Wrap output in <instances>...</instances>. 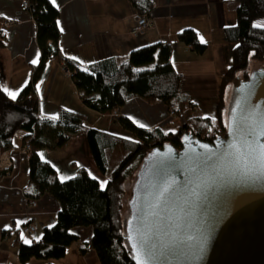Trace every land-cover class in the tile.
I'll return each mask as SVG.
<instances>
[{"label":"crops","instance_id":"obj_1","mask_svg":"<svg viewBox=\"0 0 264 264\" xmlns=\"http://www.w3.org/2000/svg\"><path fill=\"white\" fill-rule=\"evenodd\" d=\"M49 1L58 13L56 25L61 55L80 65L112 56L124 57L131 50L152 42H169L172 67L180 74L179 91L189 98L190 104L169 115L162 101L148 102L132 97L115 114L98 113L84 106L70 76L62 69V61L52 57L45 61L34 84L40 116L54 117L60 107L77 110L91 127L131 138L130 131L118 122L119 116L127 117L138 127H158L167 132L177 129L191 116H210L205 113L209 110L214 115L218 85L230 64L232 47L225 39L224 28L235 23L237 0H150L151 24L136 33L131 29L138 14L130 0ZM187 27L194 29L199 40L206 43L204 52L195 53L176 39V33ZM35 31L34 20L21 0H0V87L11 98L29 80L31 65L38 60ZM188 79L193 80V87L185 83ZM231 87L233 83L227 84L223 92L225 121L230 108L225 92ZM18 132L13 145L0 150V155H4V164L0 167L4 171L0 175V264H45V260L29 257V253L36 241L49 242L56 236L51 228L59 204L45 193L38 197L27 195L29 153L23 147V132ZM220 133L216 129L215 135ZM114 147L104 149L108 163ZM37 153L55 168L60 179L69 178L78 167H84L101 187L105 185L106 177L96 168L82 133L74 134L61 148H40ZM27 223H32L35 230L21 233L19 228ZM69 233L76 239H67L64 256L49 262L100 264L90 246L91 227L75 226ZM80 248H84L83 252Z\"/></svg>","mask_w":264,"mask_h":264},{"label":"trees","instance_id":"obj_2","mask_svg":"<svg viewBox=\"0 0 264 264\" xmlns=\"http://www.w3.org/2000/svg\"><path fill=\"white\" fill-rule=\"evenodd\" d=\"M135 12L148 16L150 0H130ZM33 7L35 37L39 57L31 65L29 80L15 98L0 87V150L13 145L17 131L23 132L22 141L29 144L27 157V195L38 197L48 194L57 200L59 209L52 230L56 236L48 242H37L29 257L45 260L64 256L67 239H76L69 233L75 226H89L90 246L100 264H134L124 232L127 214H122L126 184L132 187L142 158L155 145H180L183 131L204 140L215 136L216 129L225 132L223 92L227 84L245 80L264 64V27L253 20L264 16V0H237L235 23L224 28L226 41L232 44L230 64L221 76L214 115L191 116L174 131L163 132L158 127L145 129L136 126L127 117L119 116L120 125L132 137H123L101 131L86 124L83 113L60 107L54 117L40 116L34 84L49 58L62 61L72 71L69 75L84 106L98 113H112L129 98L140 97L148 102L162 101L173 105L174 113L189 103L179 91L180 74L170 61L171 44L152 42L131 50L124 57H107L85 65L61 55L58 47L59 30L56 25L57 9L49 0H28ZM149 17V16H148ZM176 39L195 53H202L206 43L199 40L190 27L176 33ZM251 60L259 65L251 68ZM82 133L98 171L106 177L104 187L91 177L84 167L66 179H60L55 168L37 153L40 148H61L74 134ZM122 146L126 153L113 167L108 166L105 148ZM4 171H0L3 175ZM84 248H80L83 252Z\"/></svg>","mask_w":264,"mask_h":264},{"label":"water","instance_id":"obj_3","mask_svg":"<svg viewBox=\"0 0 264 264\" xmlns=\"http://www.w3.org/2000/svg\"><path fill=\"white\" fill-rule=\"evenodd\" d=\"M233 84L223 134L183 131L142 158L124 223L134 264H264V64Z\"/></svg>","mask_w":264,"mask_h":264},{"label":"rangeland","instance_id":"obj_4","mask_svg":"<svg viewBox=\"0 0 264 264\" xmlns=\"http://www.w3.org/2000/svg\"><path fill=\"white\" fill-rule=\"evenodd\" d=\"M253 24L254 25H256V26H262V27H264V16H260V17H257V18H255L254 20H253ZM230 44V43H229ZM231 45V44H230ZM259 65V62H257V61H253V60H251V62H250V67L251 68H253V67H256V66H258ZM61 66H62V69L66 72V67L64 66V64H62L61 63ZM67 73V72H66ZM185 83L187 84V85H190L191 87H193L194 86V83H193V80H190V79H188V80H186L185 81ZM193 89V88H192ZM234 89H235V87H231V88H229L228 90H227V92H225V96L227 97V99H228V101H229V106L231 105V103H232V99H233V94H234ZM168 108V107H167ZM113 114H115L114 112H112ZM205 113H208L207 115H210V116H212V114H209L210 113V110L209 111H207V112H205ZM206 115V114H205ZM169 130L170 128H165V130ZM173 131L174 130H176V127H174V128H171ZM18 132V131H17ZM19 133V132H18ZM17 133V134H18ZM17 135L15 134V137H16ZM11 147V146H10ZM9 147V148H10ZM23 147L27 150V149H29V144H23ZM8 149V148H7ZM125 153H126V150L122 147V146H120V145H116L113 149H112V151H111V154H112V156H111V159H109V163H108V166L109 167H113V166H115L119 161H120V159L125 155ZM130 184L131 183H127L126 184V192H125V195H124V198H123V208H122V214H127L128 213V205H127V203H128V198H129V188H130ZM3 234H4V232H3Z\"/></svg>","mask_w":264,"mask_h":264},{"label":"built area","instance_id":"obj_5","mask_svg":"<svg viewBox=\"0 0 264 264\" xmlns=\"http://www.w3.org/2000/svg\"><path fill=\"white\" fill-rule=\"evenodd\" d=\"M21 5L23 6V8H25L29 13H31V11H33V7L28 3V0H21ZM151 22H150V18L148 16H146L145 14H140L137 15L136 19H135V23L133 28L131 29V32L136 33V32H142L146 27L150 26ZM66 72L68 75L72 74V71L66 68ZM114 113L116 111H113ZM168 114L169 115H173L174 114V109H173V105H170L168 107ZM4 164V155L1 154L0 155V167ZM35 230V226L32 223H27L26 225H22L19 228V231L21 233L27 234V233H31ZM37 243V241L35 242ZM34 243V244H35Z\"/></svg>","mask_w":264,"mask_h":264},{"label":"snow or ice","instance_id":"obj_6","mask_svg":"<svg viewBox=\"0 0 264 264\" xmlns=\"http://www.w3.org/2000/svg\"><path fill=\"white\" fill-rule=\"evenodd\" d=\"M13 98H15V95H14V94H13ZM105 183H107V182H105ZM161 194H163V193H161ZM150 240H151L150 237L147 238V239H144V240H142V244H147V246H148L149 248L154 247L155 245L152 244V243L150 242Z\"/></svg>","mask_w":264,"mask_h":264},{"label":"flooded vegetation","instance_id":"obj_7","mask_svg":"<svg viewBox=\"0 0 264 264\" xmlns=\"http://www.w3.org/2000/svg\"><path fill=\"white\" fill-rule=\"evenodd\" d=\"M224 132H222L221 134H223Z\"/></svg>","mask_w":264,"mask_h":264}]
</instances>
